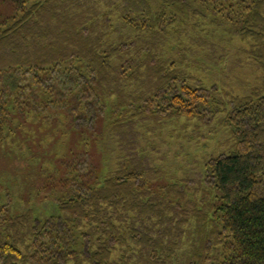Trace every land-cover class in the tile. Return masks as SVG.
Returning a JSON list of instances; mask_svg holds the SVG:
<instances>
[{
	"label": "trees",
	"instance_id": "1",
	"mask_svg": "<svg viewBox=\"0 0 264 264\" xmlns=\"http://www.w3.org/2000/svg\"><path fill=\"white\" fill-rule=\"evenodd\" d=\"M207 18L250 43L261 86H207L181 67L186 54L165 58L173 33ZM192 43L217 56L207 38ZM61 101L76 132L116 137L117 169L92 178L75 155L47 219L13 215L0 195V264H264V0H0V147L14 109L47 120ZM220 116L231 150L163 184L138 128Z\"/></svg>",
	"mask_w": 264,
	"mask_h": 264
},
{
	"label": "rangeland",
	"instance_id": "2",
	"mask_svg": "<svg viewBox=\"0 0 264 264\" xmlns=\"http://www.w3.org/2000/svg\"><path fill=\"white\" fill-rule=\"evenodd\" d=\"M10 13L8 9L4 15ZM114 24L116 26V16ZM187 27L182 36L173 33L170 37L167 60L179 63L180 52L186 54L181 67L191 75L201 78L207 86L220 84L239 95L261 86L263 73L247 53L250 43L233 36L230 26H217L207 18L200 19L196 26ZM121 33L125 38L138 36L125 28ZM118 36L114 33L110 40L117 41ZM199 37L217 45L215 58L210 50L193 45L192 41ZM191 48L194 53L188 51ZM36 94L43 97L42 92ZM60 104L63 101L54 104L47 120L29 111H13L14 118L0 147V195L5 202L10 200L13 215L30 210L42 219L57 215V200L66 197L77 178L70 171L75 155L82 162L88 158L92 178L97 176L103 180L117 169L122 151L116 137L103 128L87 135L76 132ZM222 120L223 116L218 117L210 127L180 119L158 131H154L150 123L138 128L143 135L145 153L164 170L163 184L193 176L203 169L211 155L231 150L230 134L221 125ZM203 136L206 139H202Z\"/></svg>",
	"mask_w": 264,
	"mask_h": 264
}]
</instances>
